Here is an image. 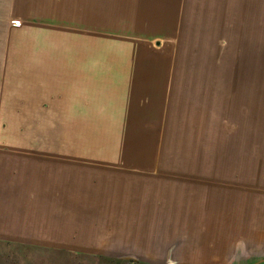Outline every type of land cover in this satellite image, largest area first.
Instances as JSON below:
<instances>
[{
    "label": "crops",
    "instance_id": "crops-1",
    "mask_svg": "<svg viewBox=\"0 0 264 264\" xmlns=\"http://www.w3.org/2000/svg\"><path fill=\"white\" fill-rule=\"evenodd\" d=\"M181 6L180 0H121V68L97 69L93 52L77 54L72 27L63 23L76 13V0H0L1 13L23 21L0 38V122L10 125L0 133L1 245L16 253H121L114 249L121 238L136 243L160 235L152 211L159 197L169 205V237H193L201 223L208 236L219 233L211 218L207 226L198 220L197 176L187 179L198 168L169 170L158 165L152 145L146 155L139 144L122 141V125L157 124L174 104L172 58L144 47L143 39L155 40L158 30L174 36ZM62 29L65 39L57 36ZM94 136L103 139L96 143Z\"/></svg>",
    "mask_w": 264,
    "mask_h": 264
},
{
    "label": "rangeland",
    "instance_id": "rangeland-1",
    "mask_svg": "<svg viewBox=\"0 0 264 264\" xmlns=\"http://www.w3.org/2000/svg\"><path fill=\"white\" fill-rule=\"evenodd\" d=\"M180 1L174 36H168L170 30L167 35L158 30L155 40L143 39L144 47L167 50L172 58V66L167 60L173 69L168 99L173 94L174 104L169 101L166 117L160 115L157 124L122 125V141L134 149L139 144L142 154L152 145L158 165L169 170L198 168L186 174L187 179L197 176L192 186L199 194L198 220L207 226L211 218L221 227L219 233L208 236L201 223L193 237H169V205L159 197L152 211L157 213L153 224L160 235L136 238V243L133 238H121L114 247L121 248V253H16L0 244V264L264 263V0ZM76 5L74 16L63 23L72 27L77 54L93 52L97 69L121 68V0H76ZM141 15L137 22L143 21L145 15ZM153 15L160 19L165 14ZM8 17L0 12V38L9 36V28L23 24L19 18ZM60 32L57 36L65 39V30ZM157 61L158 68L164 66L160 55ZM9 127L0 122V133L9 132ZM14 127L23 131L22 126ZM94 138L96 143L103 139ZM200 248L211 251L191 252Z\"/></svg>",
    "mask_w": 264,
    "mask_h": 264
},
{
    "label": "built area",
    "instance_id": "built-area-1",
    "mask_svg": "<svg viewBox=\"0 0 264 264\" xmlns=\"http://www.w3.org/2000/svg\"><path fill=\"white\" fill-rule=\"evenodd\" d=\"M15 24L19 25V22H18V23H17V22H15Z\"/></svg>",
    "mask_w": 264,
    "mask_h": 264
},
{
    "label": "bare ground",
    "instance_id": "bare-ground-1",
    "mask_svg": "<svg viewBox=\"0 0 264 264\" xmlns=\"http://www.w3.org/2000/svg\"><path fill=\"white\" fill-rule=\"evenodd\" d=\"M62 31V30H61ZM62 36V35H61Z\"/></svg>",
    "mask_w": 264,
    "mask_h": 264
}]
</instances>
